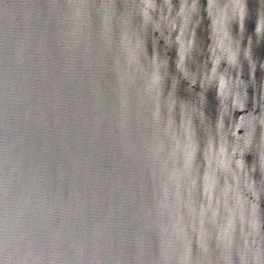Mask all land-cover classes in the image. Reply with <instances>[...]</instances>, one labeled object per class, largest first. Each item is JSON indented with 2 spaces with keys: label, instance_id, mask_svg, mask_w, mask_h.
Here are the masks:
<instances>
[{
  "label": "water",
  "instance_id": "water-1",
  "mask_svg": "<svg viewBox=\"0 0 264 264\" xmlns=\"http://www.w3.org/2000/svg\"><path fill=\"white\" fill-rule=\"evenodd\" d=\"M0 264H264V0H0Z\"/></svg>",
  "mask_w": 264,
  "mask_h": 264
}]
</instances>
